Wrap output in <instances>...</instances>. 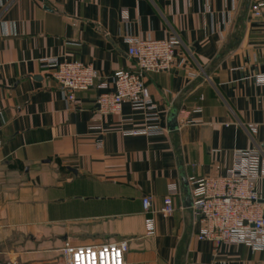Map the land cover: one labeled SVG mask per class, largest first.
Instances as JSON below:
<instances>
[{"label":"crops","instance_id":"obj_1","mask_svg":"<svg viewBox=\"0 0 264 264\" xmlns=\"http://www.w3.org/2000/svg\"><path fill=\"white\" fill-rule=\"evenodd\" d=\"M255 1L264 2L0 0V263L64 264L65 243L126 240V264H264V249L198 239L203 220L181 192L182 175L189 184L226 173L235 149L264 158V5L255 18ZM132 36L177 39L173 67L145 78L156 124L166 128L179 101L175 132L124 134L145 124L141 112L129 102L97 109L111 75L133 68ZM49 57L90 64L99 77L67 101ZM170 183L179 193L167 215ZM257 191L264 207V177Z\"/></svg>","mask_w":264,"mask_h":264},{"label":"built area","instance_id":"obj_2","mask_svg":"<svg viewBox=\"0 0 264 264\" xmlns=\"http://www.w3.org/2000/svg\"><path fill=\"white\" fill-rule=\"evenodd\" d=\"M263 1L250 6L253 17L261 16ZM128 54L133 59L132 69H120L111 75L112 91L99 94L97 109L102 114L118 113L124 102L144 116L145 124L124 134L154 135L167 131L156 124L157 115L145 78L150 72L169 71L176 56L177 39L128 37ZM46 67L54 66L53 78L57 81L62 97L74 99V93L86 90L98 79V71L80 61H58L54 57L44 59ZM257 80L264 85V74ZM256 125H250L255 131ZM1 145V144H0ZM264 177V158L259 148L235 149L232 166L222 175H209L190 180L194 215L203 220L197 234L200 240L216 244H243L254 250L264 249V207L257 191L258 181ZM179 193L176 183L167 186L161 211L170 215L174 211L173 198ZM145 212H151V197H142ZM147 232H153V219H147ZM128 242L120 240L102 244L71 245L65 243L60 251L64 264H126L124 253ZM12 264V263H0Z\"/></svg>","mask_w":264,"mask_h":264},{"label":"water","instance_id":"obj_3","mask_svg":"<svg viewBox=\"0 0 264 264\" xmlns=\"http://www.w3.org/2000/svg\"><path fill=\"white\" fill-rule=\"evenodd\" d=\"M34 78H37L35 75ZM178 104L179 101L175 103V106L171 109L169 117L167 119L166 128L169 132H175L178 129L177 123V114H178ZM181 192L185 194V203L187 206H191L192 198L189 190V184L187 178L182 175L181 176Z\"/></svg>","mask_w":264,"mask_h":264}]
</instances>
